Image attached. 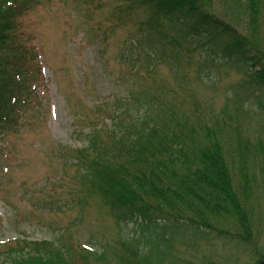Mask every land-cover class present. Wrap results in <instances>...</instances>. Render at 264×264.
Masks as SVG:
<instances>
[{
	"label": "trees",
	"instance_id": "obj_1",
	"mask_svg": "<svg viewBox=\"0 0 264 264\" xmlns=\"http://www.w3.org/2000/svg\"><path fill=\"white\" fill-rule=\"evenodd\" d=\"M39 4L0 0V141L17 132L36 86L42 85L24 21ZM222 4L219 11L214 0H111L114 22L107 31L126 23L134 27L118 56L129 71L122 76L127 97L116 96L108 106L98 105L93 119L77 122L90 130L86 146L71 151L70 161L84 171L80 185L89 197H97L117 222L134 223L141 231L140 238L120 242L127 251L116 264H160L182 228L224 234L215 225H232L236 233L229 235L236 242L252 241L249 196L235 187L225 137L234 132L240 138L251 118H245L248 106L240 104L264 94V49L258 44L264 35V0ZM198 50L209 55L200 54L202 62L189 73ZM160 66L185 78V87L160 78ZM221 66L242 70L233 86L232 113L231 97L217 110L201 107L190 86V78L211 80ZM260 130L264 133V126ZM143 233L146 250L139 249ZM58 243L17 242L10 246L8 264H76L73 255L78 264H89L91 257L96 264L108 260L105 250L92 255ZM257 264H264V256Z\"/></svg>",
	"mask_w": 264,
	"mask_h": 264
},
{
	"label": "rangeland",
	"instance_id": "obj_2",
	"mask_svg": "<svg viewBox=\"0 0 264 264\" xmlns=\"http://www.w3.org/2000/svg\"><path fill=\"white\" fill-rule=\"evenodd\" d=\"M80 2L40 0L24 18L31 46L41 50L38 62L43 66V81L36 86V97L22 114L17 132L0 141V264L9 263L10 246H16L17 241L86 246L97 254L105 250V264H116L127 251L120 242L140 238L136 224L117 222L97 197L87 195L80 186L84 171L70 161L71 151L86 146L85 135L90 130L77 122L93 119L98 105H106L116 96L127 97L122 76L129 71L118 56L134 32L130 23L112 33L107 31L113 25L109 21H113L114 9L107 0ZM214 2L220 11L223 0ZM261 37L258 44L264 49V35ZM202 50L194 55L189 73L202 62L200 54L209 55ZM208 59L218 58L210 55ZM157 71L170 84L185 87L186 79L180 80L169 67L160 66ZM241 73L221 66L211 80L190 78V86L196 88L201 107L204 103L217 110L230 99ZM231 104L230 113L235 108L232 97L229 109ZM240 105L248 106L251 113L245 118L251 117L250 122L240 138L234 132L226 135V156L235 187L249 196L251 243L236 242L229 235L236 233L232 225H215L224 234L207 230L196 234L182 228L172 237L160 264H257L264 256V133L260 130L264 126V94L251 95ZM145 238L143 233L139 249L148 248ZM77 262L73 255V263ZM88 262L96 264L92 257Z\"/></svg>",
	"mask_w": 264,
	"mask_h": 264
}]
</instances>
